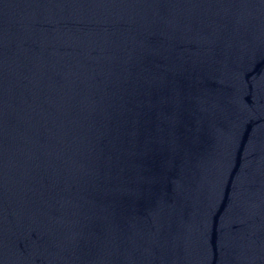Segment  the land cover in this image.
Wrapping results in <instances>:
<instances>
[{
	"label": "water",
	"instance_id": "95a60500",
	"mask_svg": "<svg viewBox=\"0 0 264 264\" xmlns=\"http://www.w3.org/2000/svg\"><path fill=\"white\" fill-rule=\"evenodd\" d=\"M0 264H264V0H0Z\"/></svg>",
	"mask_w": 264,
	"mask_h": 264
}]
</instances>
